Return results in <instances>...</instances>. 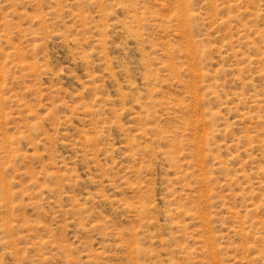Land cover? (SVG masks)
I'll use <instances>...</instances> for the list:
<instances>
[{"label":"rangeland","instance_id":"rangeland-1","mask_svg":"<svg viewBox=\"0 0 264 264\" xmlns=\"http://www.w3.org/2000/svg\"><path fill=\"white\" fill-rule=\"evenodd\" d=\"M0 264H264V0H0Z\"/></svg>","mask_w":264,"mask_h":264}]
</instances>
